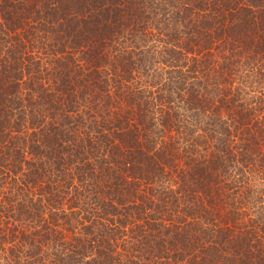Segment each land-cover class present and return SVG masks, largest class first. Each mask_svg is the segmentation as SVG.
<instances>
[{"label": "trees", "instance_id": "obj_1", "mask_svg": "<svg viewBox=\"0 0 264 264\" xmlns=\"http://www.w3.org/2000/svg\"><path fill=\"white\" fill-rule=\"evenodd\" d=\"M0 264H264V0H0Z\"/></svg>", "mask_w": 264, "mask_h": 264}]
</instances>
